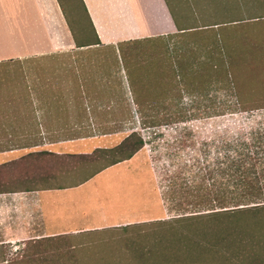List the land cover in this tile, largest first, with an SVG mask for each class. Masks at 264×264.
Returning a JSON list of instances; mask_svg holds the SVG:
<instances>
[{
	"label": "crops",
	"instance_id": "obj_1",
	"mask_svg": "<svg viewBox=\"0 0 264 264\" xmlns=\"http://www.w3.org/2000/svg\"><path fill=\"white\" fill-rule=\"evenodd\" d=\"M209 1L81 0L94 38L79 46L61 0H0V258L1 248L43 247L159 218L153 209L138 214L136 198L107 193L104 173L139 151L83 177L80 155L111 148L123 129L107 122L133 118L111 115L129 100L123 83L107 78V47L167 38L177 31L171 6ZM91 49L97 53L81 78V52ZM149 95L134 101L140 119L160 117Z\"/></svg>",
	"mask_w": 264,
	"mask_h": 264
},
{
	"label": "rangeland",
	"instance_id": "obj_2",
	"mask_svg": "<svg viewBox=\"0 0 264 264\" xmlns=\"http://www.w3.org/2000/svg\"><path fill=\"white\" fill-rule=\"evenodd\" d=\"M237 1L239 0H211L208 5H176L170 9L176 22L196 29L224 20L231 21L233 18L251 19L248 17L254 11H249L248 8L253 6L248 5L258 3L257 0H247L243 4ZM61 3L79 44H89L94 38V32L81 0H61ZM250 21L246 26H243L246 23L230 25L231 31L226 33L233 38L231 57L236 73L232 77L241 91L239 95L245 97L247 102H257L264 101V17ZM212 28L214 27L188 32L182 37L158 38L107 47L104 58L107 78L121 81L128 90L129 100L128 107L119 104L117 109L113 105L116 112L111 115L133 116L127 120L113 119L107 122L112 131L123 129L112 136V147L133 130L140 132L146 140L145 147L137 153L136 159L104 173L107 174V193L120 198L127 197L131 202L136 198L138 214L147 216L150 212L148 210L153 209L160 219L172 217L173 213L168 212L161 197L166 172L176 169L182 161L192 163L205 140L218 139L226 130L234 132L253 125L258 126L264 118V110L237 111L236 100L240 97L231 89L225 88L221 81L223 70L220 62L223 55L216 45L221 44L217 34L224 28L219 25L215 26L216 30ZM212 40L216 43H212ZM211 45L216 47L212 54L213 60L206 54ZM94 52L97 53L94 49L81 52V78H86L88 56ZM215 65L218 66L215 68L218 71L210 78L209 68ZM179 70L184 72L183 79L176 75ZM147 91L151 95L145 98H154L159 103L154 104L158 106V112H153L154 114L168 118L182 113L186 121H163L159 126L145 127L139 118L140 104L134 101ZM108 114L110 113L107 112ZM191 138L197 142L196 147L187 145L180 150L181 157L174 158L171 154L178 151L181 141L185 140L186 144H190ZM119 157V153L99 152L92 158H80L79 173L83 177ZM170 231V226L157 228L154 225H135L109 229L89 235L88 238L57 240L52 244H45L48 242L46 241L43 247H5L1 248L0 264H6L7 261L8 264H141L142 258H172L168 260L170 262L175 259L187 260L183 258L184 252L175 257L174 253L178 248L173 239L169 240ZM93 236L96 237L92 238ZM165 239L169 246L164 243ZM165 245L167 256L159 251ZM206 247L195 246L193 251L198 254L204 252L205 248L207 252ZM247 248L246 245L237 247L242 250ZM255 252L264 260V246L257 248ZM3 259L5 261L2 263ZM197 259H201V264H242L237 261L259 258H226L221 253Z\"/></svg>",
	"mask_w": 264,
	"mask_h": 264
},
{
	"label": "trees",
	"instance_id": "obj_3",
	"mask_svg": "<svg viewBox=\"0 0 264 264\" xmlns=\"http://www.w3.org/2000/svg\"><path fill=\"white\" fill-rule=\"evenodd\" d=\"M246 1L237 2L243 4ZM257 2L254 5H248L253 6L248 10L254 11V14L248 17L251 18L249 20L233 18L231 21L224 20L204 28L195 29L179 24L173 15L178 32L167 36V38L182 37L185 33L207 30L211 27L215 29L218 25L224 28L217 34L220 38L218 42L221 44L216 45L223 55L220 62L223 70L221 81L225 88L231 89L240 97L236 100L237 111L264 110V101L247 102L245 97L239 95L241 91L232 77L236 73L231 57L233 47L231 39L233 38L226 33L231 31L230 25L246 23L243 25L246 26L251 22L250 20L255 18L259 20L264 17V0H257ZM192 40L197 42L195 38ZM212 43L216 42L212 40ZM84 45L89 44H79V46ZM215 48L213 45L206 48V54L211 60H213L212 54ZM216 67L218 66L209 68L210 78L218 71ZM176 75L182 79L185 76L180 70ZM141 120L145 127H153L161 125L163 121L181 123L186 121V117L182 113H176L168 118L146 117ZM196 143L192 138L190 144H186L185 140L181 141V147L171 155L174 158H180L181 149H185L187 145L195 148ZM145 144L146 140L142 134L133 130L118 145L95 150L91 154H81L80 157L92 158L99 152L121 154V157L111 163L89 173L93 175L105 167L130 159L142 150ZM199 151L200 153H196L192 163L182 161L176 169L171 170L170 173L166 172V182L161 197L168 212L173 213L172 217L156 218L136 225H154L157 228L170 226L172 231H170L169 240L173 239L178 248L174 255L177 257L179 253L184 252L183 258L187 260L175 259L174 262H170L168 260L172 258H142L141 264H201V259L197 258H209L221 253L226 258H259L251 261L240 259L237 263L264 264L260 254L255 252L257 248L264 246V228H262L264 225V118L258 126L253 125L234 132L226 130L218 139L205 140ZM164 243L169 246L167 239ZM166 245L159 251L160 254L167 256ZM201 245L207 246V252L203 248L204 252L196 254L193 251L194 247ZM239 245H246L248 248L237 249ZM4 261L5 259L1 262ZM8 263L9 261L6 264Z\"/></svg>",
	"mask_w": 264,
	"mask_h": 264
}]
</instances>
